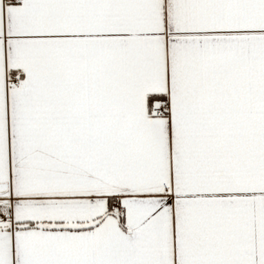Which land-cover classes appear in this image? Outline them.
I'll return each instance as SVG.
<instances>
[{
	"label": "snow or ice",
	"instance_id": "1",
	"mask_svg": "<svg viewBox=\"0 0 264 264\" xmlns=\"http://www.w3.org/2000/svg\"><path fill=\"white\" fill-rule=\"evenodd\" d=\"M0 264H264V0H0Z\"/></svg>",
	"mask_w": 264,
	"mask_h": 264
}]
</instances>
